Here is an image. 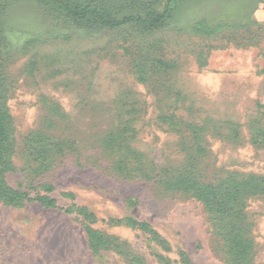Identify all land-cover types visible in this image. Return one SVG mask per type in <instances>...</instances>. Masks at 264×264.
Segmentation results:
<instances>
[{"label": "rangeland", "instance_id": "obj_1", "mask_svg": "<svg viewBox=\"0 0 264 264\" xmlns=\"http://www.w3.org/2000/svg\"><path fill=\"white\" fill-rule=\"evenodd\" d=\"M72 1L170 9L112 29L0 0L5 180L58 206L0 200V264H264V0ZM189 179L229 203L224 222L173 189Z\"/></svg>", "mask_w": 264, "mask_h": 264}, {"label": "trees", "instance_id": "obj_2", "mask_svg": "<svg viewBox=\"0 0 264 264\" xmlns=\"http://www.w3.org/2000/svg\"><path fill=\"white\" fill-rule=\"evenodd\" d=\"M41 4L45 5L47 8H51L52 10H56V12L61 17H65L71 19L75 24L82 25L84 20H93V22L100 24L101 26H105L108 28H118L120 26L126 24H139L141 26L147 27L149 29L156 28L157 24L160 23L169 13L170 2H168L163 10L162 14H154L151 18H144L141 13H137L139 15L133 14H123L121 20H118L109 12L103 9L90 8L91 3L80 1H72V0H38ZM172 1V0H170ZM96 4V2H93ZM103 5V4H100ZM103 8V6H102ZM13 135V126H12V116L9 112L0 104V200L3 201L7 206L11 207H21L24 203H32L38 202L43 207L47 209H57V200L48 197V196H37L36 198H30L27 194L22 193L20 191L14 190L10 188L5 180V175L8 171L11 170V162L9 156V146L11 145V140ZM173 189L176 191H183L192 194V197L197 198L201 202L204 203L206 208L212 212L213 214H219L220 216L215 218V220L224 222L227 218L224 213V206L229 204L228 202L221 200V195L217 193L214 189L215 187L205 186L198 184L196 182L189 180H179L176 181ZM51 188H48L50 191ZM217 190V189H216ZM233 222L229 224H225L228 226V230L233 231L239 230L238 225L234 224L237 222L236 220H232ZM129 224L133 227L138 228L139 230L157 236L156 232L153 230L152 226L147 223H139L134 220H129ZM222 226H224L222 224ZM221 226V227H222ZM89 237L94 239L95 234L90 230ZM236 239V238H235ZM237 240L243 242L242 237L237 236ZM236 243V242H235ZM245 249L241 247V250H233L234 255H238L241 257L243 250ZM163 264H169L167 260L163 257L160 258Z\"/></svg>", "mask_w": 264, "mask_h": 264}]
</instances>
